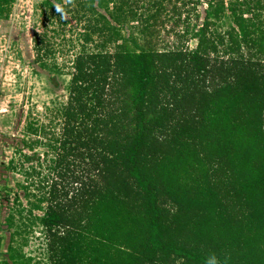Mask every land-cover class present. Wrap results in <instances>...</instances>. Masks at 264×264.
I'll return each instance as SVG.
<instances>
[{"label":"trees","instance_id":"obj_1","mask_svg":"<svg viewBox=\"0 0 264 264\" xmlns=\"http://www.w3.org/2000/svg\"><path fill=\"white\" fill-rule=\"evenodd\" d=\"M75 11L60 132L42 131L52 178L27 210L47 264H264V0Z\"/></svg>","mask_w":264,"mask_h":264},{"label":"rangeland","instance_id":"obj_2","mask_svg":"<svg viewBox=\"0 0 264 264\" xmlns=\"http://www.w3.org/2000/svg\"><path fill=\"white\" fill-rule=\"evenodd\" d=\"M46 1L12 0L8 17L0 18V264H47L45 238L34 219L42 211L27 210L40 198L39 181L52 178L46 162L53 154L42 131L60 132L84 19L76 16L79 0L54 3L57 10ZM29 123L40 137L26 132ZM25 154L40 160L27 161Z\"/></svg>","mask_w":264,"mask_h":264}]
</instances>
